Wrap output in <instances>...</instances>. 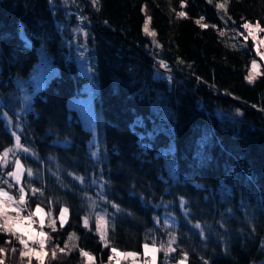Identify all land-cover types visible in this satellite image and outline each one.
<instances>
[{
    "label": "trees",
    "instance_id": "1",
    "mask_svg": "<svg viewBox=\"0 0 264 264\" xmlns=\"http://www.w3.org/2000/svg\"><path fill=\"white\" fill-rule=\"evenodd\" d=\"M63 12L52 0H0V97L15 89L14 79L32 74L41 49L60 70L23 122L20 145L32 154L0 169L6 181L21 160L32 173L22 182L32 210L55 220L69 211L51 234L46 264H85V252L108 264L112 249L143 256L145 244L159 248L172 235L160 226L163 215L178 222V260L264 262V77L248 83L254 45L241 48L234 36L250 23L264 38V0H99L88 12V45L97 60L107 162L90 155L78 103L86 80L70 57V35L60 30ZM148 18L159 50L144 33ZM166 72L170 80L159 77ZM171 140L179 183L166 169ZM14 145L0 116V153ZM100 214L108 219V245L99 236ZM17 241L0 228L2 249L20 254Z\"/></svg>",
    "mask_w": 264,
    "mask_h": 264
},
{
    "label": "rangeland",
    "instance_id": "2",
    "mask_svg": "<svg viewBox=\"0 0 264 264\" xmlns=\"http://www.w3.org/2000/svg\"><path fill=\"white\" fill-rule=\"evenodd\" d=\"M52 3L54 6H58L64 11L65 23L60 24V30L70 35L71 40L66 41L70 57L77 63L81 75L86 80L81 90L78 103L80 105L79 111L82 124L91 134L90 155L96 162H107L110 159V145L106 135L107 124L96 110V102L99 98L97 60L91 53V49L88 45L89 39L92 37L93 27L88 12L97 7L99 0L95 4L93 0H52ZM54 12L56 13V10H54ZM146 24L148 30L146 32L144 28V33L152 40L154 49L159 50L160 46L156 42L155 35H151V33L154 32L151 29L150 18L147 19ZM260 35V29L255 26H252L251 34H249V29H246L245 33L234 35L236 40H241L239 41V46L241 48H247L249 40H251L252 45H254L256 58L251 62L249 72V76L254 77V79L250 82L247 78L250 84L264 77V43H261V41H264V38ZM23 37L25 36L23 35ZM245 37H247V39H245ZM39 56V62L35 66L32 74L28 78L14 79L13 84L15 89L9 92L7 97H0V116L5 121L7 131L15 139V145L11 148L12 151H8L7 157H4L3 153H0V169L2 170L6 169L8 165L13 162V157L15 158L19 154H32L28 150L25 151L21 145L20 147H16V137H19L20 144V137L24 128L23 122L28 115L35 112L34 102L36 98L48 86L53 78L60 75V70L54 64L53 58L49 53L41 49ZM253 62H255V68H253ZM160 76H164L166 80H170L171 75L170 72H166V74L159 73V77ZM73 106V108H75L77 103L75 102ZM168 150L170 151L164 154L166 169L173 183H179L180 177L178 175L175 160L176 146L174 140H171ZM169 155H171V157H167ZM5 159L7 160V164L4 163ZM17 161H19L21 167H17V164H15L13 172L19 175V182H17L13 176L7 174L5 176L7 178L5 183L3 178H1L3 174L0 173V188L8 193V197L3 198L7 208L6 215L0 218V226H3L0 228L4 234L13 236L18 240L17 243L21 246V250L19 254L13 248L8 250L0 247V250H2L0 251V264H46L51 256V246L48 244V241L51 239L50 236L56 231V223H59L62 227L66 225L69 219V211L63 209L58 220H55L48 217L47 213L41 208H39L41 211L38 212L37 208L33 210L31 222L25 219L27 217L24 213V201L26 196L24 191L21 193L20 190L23 189L22 182L28 173L21 160L18 159ZM4 185L6 187H4ZM9 185L13 186V188L15 187L14 193L8 189L11 188ZM18 194L24 195L23 203H21L20 198L16 196ZM9 197L11 199H9ZM14 208H18L19 211H13L12 209ZM5 220H7V224H5ZM41 220L43 221L42 224ZM98 220L99 236L102 243L108 245V219L105 215L100 214L98 215ZM160 226L172 235H169L165 242L159 245V248L148 245L147 249L144 247L143 256L128 255L117 251L113 252L112 249V261L109 264H162V259L166 257L173 259L175 264H179L180 261L187 264V258L185 256L178 260L174 257V251H169L170 248H174L175 244L174 234H176L175 232L178 227L176 218L172 215H163L161 216ZM41 233L44 235H41ZM20 239L26 241V245L21 244ZM173 239L174 242H172ZM69 240L68 248L72 250L76 242V237L72 235ZM41 241H43V247H41ZM159 253H162L164 256L159 257ZM15 254H19L18 256H20V260L22 261L18 262ZM148 257L150 259L146 262L145 259ZM85 264H95V261L90 256H87ZM260 264H264V262Z\"/></svg>",
    "mask_w": 264,
    "mask_h": 264
},
{
    "label": "snow or ice",
    "instance_id": "3",
    "mask_svg": "<svg viewBox=\"0 0 264 264\" xmlns=\"http://www.w3.org/2000/svg\"><path fill=\"white\" fill-rule=\"evenodd\" d=\"M97 2H98V0H93V3L94 4L97 3ZM209 2H211V0H209ZM219 7L224 8L225 5L224 4H220ZM179 15L180 16H184L185 13L181 12ZM202 26L203 27H207V25H202ZM258 26L259 25H257V27ZM243 27L245 29H249V34H251L252 25L250 23H245L243 25ZM147 30H148V26H147V24H145V31L147 32ZM261 31H264V29H261ZM151 35L154 36L155 33H151ZM245 39H247V37H245ZM261 43H264V41H261ZM257 51H259V50H257ZM255 66H256L255 65V62H253V68H255ZM248 79L251 82L254 79V77L249 76ZM16 147H20L19 137H16ZM8 151H12V150L10 149V150L5 151L3 153V156L4 157H7L8 156ZM25 151H27V149H25ZM4 163L7 164V160L6 159L4 160ZM16 164H17V167H21V165L19 164V161H17ZM31 174H32L31 173V170H29V175H31ZM8 175L13 176L16 179V181L19 182L20 177H19V175H17V173H15V172H9ZM5 183H6V181H5ZM9 187H11V185H9ZM20 191H21V193H23V189H21ZM35 191H37V190H34V192ZM4 197H8V193L6 191H4L2 188H0V218L4 217L6 215V208H7V206H6L5 201L3 199ZM9 199H11V198L9 197ZM23 201H24V195L21 194V196H20V202L23 203ZM12 210L13 211H19L18 208H14ZM37 211L39 212V211H41V209L38 208ZM65 211H67V210L65 209ZM25 219H27V220H29V222H31V216L26 217ZM42 223H43V221L41 220V224ZM84 223H85V226H87V220L86 219H85V222ZM5 224H7V220H5ZM0 227H3V226H0ZM41 235H44V234L41 233ZM172 242H174V239H173ZM20 243L26 245V241H24L23 239H20ZM40 243H41V247H43V241H41ZM144 247H145V249H147L148 248V244H145ZM0 251H2V250H0ZM61 251H63V249H61ZM115 251L116 250L113 249V252H115ZM169 251H175V249L174 248H170ZM83 255L88 256V253L85 252V253H83ZM128 255H135V254L129 253ZM55 256H56V252H55V250H53V257L55 258ZM179 264H184V262L183 261H180Z\"/></svg>",
    "mask_w": 264,
    "mask_h": 264
},
{
    "label": "built area",
    "instance_id": "4",
    "mask_svg": "<svg viewBox=\"0 0 264 264\" xmlns=\"http://www.w3.org/2000/svg\"><path fill=\"white\" fill-rule=\"evenodd\" d=\"M163 64V63H162ZM164 65V64H163ZM167 68H168V65H165ZM11 188L14 190L13 186H11ZM24 213L26 214L27 217L31 216V218L33 217V210L32 208L30 207V204H29V200L25 199L24 201ZM150 258H146L145 261L148 262ZM112 261V258H110L108 264ZM162 264H175L174 263V260L173 259H170L169 257H166V258H163L162 259ZM208 262V261H207Z\"/></svg>",
    "mask_w": 264,
    "mask_h": 264
},
{
    "label": "bare ground",
    "instance_id": "5",
    "mask_svg": "<svg viewBox=\"0 0 264 264\" xmlns=\"http://www.w3.org/2000/svg\"><path fill=\"white\" fill-rule=\"evenodd\" d=\"M260 54V53H259ZM160 66H161V68L163 69V70H169L165 65H163L162 63L160 64ZM50 241H48L49 243L48 244H50V246H51V244L53 243V239H52V235L50 236ZM50 246H49V248H50Z\"/></svg>",
    "mask_w": 264,
    "mask_h": 264
}]
</instances>
